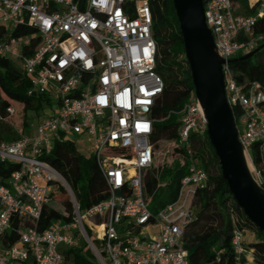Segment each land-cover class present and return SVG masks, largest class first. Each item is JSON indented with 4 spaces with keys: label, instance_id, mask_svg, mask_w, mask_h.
<instances>
[{
    "label": "built area",
    "instance_id": "built-area-1",
    "mask_svg": "<svg viewBox=\"0 0 264 264\" xmlns=\"http://www.w3.org/2000/svg\"><path fill=\"white\" fill-rule=\"evenodd\" d=\"M253 14H238L233 0H204L205 18L225 61L226 96L239 140L258 183L253 150L264 170V84L235 78L231 61L262 41L253 30L264 19V0H246ZM153 15L142 0H0V59L27 77L28 96L45 99L40 123L14 141L0 143V161L17 166L0 183V264H65V252L87 244L99 264H190L186 230L198 221L197 195L208 172L195 158L192 134H207V121L194 97L181 115L177 145L190 159L176 200L157 213L149 210L145 177L155 167L152 113L164 93L156 70ZM8 118L15 109L6 110ZM0 120L3 119L0 115ZM87 137L108 198L81 211L74 193L48 161L62 141L78 145ZM163 186V185H161ZM64 189L73 221H53L41 231L43 210ZM64 216H68L65 207ZM235 225L232 248L237 264H254L246 234ZM88 228L94 241L87 233ZM223 250L217 252V260Z\"/></svg>",
    "mask_w": 264,
    "mask_h": 264
},
{
    "label": "trees",
    "instance_id": "trees-1",
    "mask_svg": "<svg viewBox=\"0 0 264 264\" xmlns=\"http://www.w3.org/2000/svg\"><path fill=\"white\" fill-rule=\"evenodd\" d=\"M142 0H132L138 2ZM152 15V33L156 42V70L164 82V93L157 99L152 116L156 119L153 141L156 153L160 143H170L173 159L157 160L155 167L145 177L146 195L154 201L162 186L166 184L169 193L160 207L173 203L178 195L181 180L187 175L191 164L184 148L177 145L178 131L184 105L194 97V86L190 67L186 61L184 43L179 22L173 6V0H146ZM247 10L246 15L253 14L246 0H233ZM264 35V19L253 30V37ZM264 41L253 51L260 49L252 58L241 59L238 55L232 59L231 69L237 81L248 86L254 82L264 84ZM30 82L23 72L11 61L0 59V143L14 141L30 132L31 115H39L45 108V99L41 96H28ZM15 109L14 116L8 118L7 108ZM239 112L234 109V116ZM14 121V123L12 122ZM190 144L195 158L209 174L206 190L197 195L198 221L193 223L185 233V249L189 254L190 264H237L236 254L232 248L235 225L232 216L238 219L236 228L251 239L244 242L248 250L253 251L254 264H264V233L245 216L243 210L235 203L221 169L214 148L208 135L192 134ZM48 161L72 189L80 210L85 211L108 198L105 180L100 173L96 159L82 155L79 147L70 141L59 142ZM253 163L257 171H264L258 148L253 150ZM17 170L13 164L0 161V183L7 184L11 174ZM64 207L69 214L64 216L50 207L43 210L40 230H45L53 221L63 219L73 221V207L68 193L60 191ZM87 229L89 237L94 236ZM223 250L217 260V252ZM65 264H99L87 244L65 252Z\"/></svg>",
    "mask_w": 264,
    "mask_h": 264
},
{
    "label": "water",
    "instance_id": "water-1",
    "mask_svg": "<svg viewBox=\"0 0 264 264\" xmlns=\"http://www.w3.org/2000/svg\"><path fill=\"white\" fill-rule=\"evenodd\" d=\"M190 67L194 94L207 121V135L235 203L264 233V187L256 180L228 103L223 65L206 24L204 0H173ZM264 48V45L262 46ZM260 49L244 55L252 58ZM232 62V61H231Z\"/></svg>",
    "mask_w": 264,
    "mask_h": 264
},
{
    "label": "rangeland",
    "instance_id": "rangeland-1",
    "mask_svg": "<svg viewBox=\"0 0 264 264\" xmlns=\"http://www.w3.org/2000/svg\"><path fill=\"white\" fill-rule=\"evenodd\" d=\"M236 12L238 14H247V10L244 6L240 5V4H236ZM264 51V50H263ZM43 113H46V114H49V110H42L39 115H35V114H32L31 115V121H32V129L35 131L40 123V116L43 115ZM12 122L14 123V121L12 120ZM78 147H79V150L80 152L82 153L83 156L87 157V158H90L91 157V148H90V141L87 137L83 138V139H80L77 143ZM172 153V149H171V145L170 143H167V142H162L159 144L158 146V149H157V160L158 162L161 161V163L163 161H171L173 159V156L171 155ZM252 171H253V168H252ZM168 183H164L163 186H162V190L160 191L159 195L157 198H155V200L150 203L149 205V210L152 212V213H157L161 207L159 206L160 203H163L166 199H167V195L169 193V189L167 187ZM49 207L58 211V212H61V213H64V204H63V199L61 197V194L59 193L58 196H57V201H54V202H51L49 204ZM82 245H84V243L82 242ZM61 249H63L64 251H68V247L66 246H61L60 247Z\"/></svg>",
    "mask_w": 264,
    "mask_h": 264
},
{
    "label": "crops",
    "instance_id": "crops-1",
    "mask_svg": "<svg viewBox=\"0 0 264 264\" xmlns=\"http://www.w3.org/2000/svg\"><path fill=\"white\" fill-rule=\"evenodd\" d=\"M247 239L250 240L251 239V236H248Z\"/></svg>",
    "mask_w": 264,
    "mask_h": 264
},
{
    "label": "bare ground",
    "instance_id": "bare-ground-1",
    "mask_svg": "<svg viewBox=\"0 0 264 264\" xmlns=\"http://www.w3.org/2000/svg\"><path fill=\"white\" fill-rule=\"evenodd\" d=\"M248 162L250 163L249 159H248ZM251 166V165H250ZM252 170V169H251Z\"/></svg>",
    "mask_w": 264,
    "mask_h": 264
}]
</instances>
